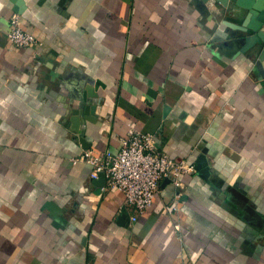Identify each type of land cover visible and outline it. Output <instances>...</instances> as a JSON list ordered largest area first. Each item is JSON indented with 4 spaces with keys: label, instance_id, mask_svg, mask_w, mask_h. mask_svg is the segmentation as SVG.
Here are the masks:
<instances>
[{
    "label": "crops",
    "instance_id": "0c3cea01",
    "mask_svg": "<svg viewBox=\"0 0 264 264\" xmlns=\"http://www.w3.org/2000/svg\"><path fill=\"white\" fill-rule=\"evenodd\" d=\"M230 3L0 0V264H264V41ZM131 130L194 168L134 221L71 161Z\"/></svg>",
    "mask_w": 264,
    "mask_h": 264
},
{
    "label": "built area",
    "instance_id": "2783aa9c",
    "mask_svg": "<svg viewBox=\"0 0 264 264\" xmlns=\"http://www.w3.org/2000/svg\"><path fill=\"white\" fill-rule=\"evenodd\" d=\"M18 15L9 18L7 38L9 43L20 49L30 48L37 44L35 37L19 26ZM72 163L83 161L92 169L90 177L97 179L102 174V189L111 188L120 191L124 196V204L133 211L131 220L148 209L159 191L162 178H170L176 187H180L179 178L186 173H193L194 168L184 160H175L159 150L154 136L139 130H131L122 139L116 153H104L101 156L84 152ZM179 193L175 197L178 198ZM176 209L175 206H173ZM178 229V224H174Z\"/></svg>",
    "mask_w": 264,
    "mask_h": 264
},
{
    "label": "water",
    "instance_id": "95a60500",
    "mask_svg": "<svg viewBox=\"0 0 264 264\" xmlns=\"http://www.w3.org/2000/svg\"><path fill=\"white\" fill-rule=\"evenodd\" d=\"M222 6H229L232 0H215ZM234 5L237 7H242L246 11L244 12L243 22L240 26H237L242 32L248 33L246 36V45L256 42L257 40L264 41V33L261 31L264 25V0H234ZM237 9V8H236ZM94 110L93 105L86 104L82 109L83 119L92 120L89 117ZM79 110H73L72 122L74 123V129L77 130L76 125L79 124ZM207 170H201V173H205ZM101 183L104 182L102 174H100Z\"/></svg>",
    "mask_w": 264,
    "mask_h": 264
}]
</instances>
